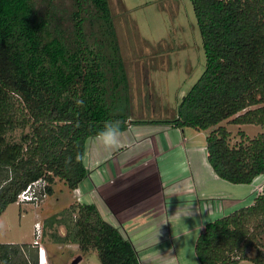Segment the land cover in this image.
Returning <instances> with one entry per match:
<instances>
[{
  "label": "trees",
  "instance_id": "1",
  "mask_svg": "<svg viewBox=\"0 0 264 264\" xmlns=\"http://www.w3.org/2000/svg\"><path fill=\"white\" fill-rule=\"evenodd\" d=\"M70 1V0H69ZM68 1V2H69ZM206 66L163 123L209 131L208 162L231 184L264 174V0H190ZM67 2V5H68ZM0 0V217L29 185L56 181L76 190L87 176L86 142L106 120L131 119L129 80L109 0ZM83 103H77V101ZM28 130L16 141L9 134ZM58 218H73L61 221ZM65 243L100 264H141L134 245L94 204L74 203L56 216ZM30 245L0 244V264H39L17 256ZM200 264H264V194L251 206L205 226L195 244Z\"/></svg>",
  "mask_w": 264,
  "mask_h": 264
},
{
  "label": "rangeland",
  "instance_id": "2",
  "mask_svg": "<svg viewBox=\"0 0 264 264\" xmlns=\"http://www.w3.org/2000/svg\"><path fill=\"white\" fill-rule=\"evenodd\" d=\"M60 1L67 5L69 0ZM109 3L128 73L131 117L165 119L171 116L173 109L175 111L178 109L182 99L200 79L206 66L201 32L192 2L190 0H109ZM222 126H226L232 133V144L240 141L237 135L240 130L236 126H229L227 122ZM27 131L16 130L9 134V137L18 141ZM242 131L249 138L264 133V129L260 126L250 125L244 127ZM195 136L193 143L199 150H203L206 147V134L202 131L195 133ZM207 184L215 188L217 194L224 196L225 204L222 209L226 212L222 214L223 216L247 207L245 206L247 200L245 198L248 194L246 186L219 180ZM69 198L67 188L58 184L55 194L38 207L10 205L0 217V244L21 246L23 243L37 241L48 252L49 264H72L78 257L82 258L78 264H100L96 252L83 254L77 245L63 241L67 234L66 226L55 222V219L60 212L58 209L65 205ZM52 202H56V206ZM236 206L238 209L227 212L230 207ZM217 210L222 212L221 209ZM40 216H45L46 219L41 221V236L36 238L34 224L38 219H42L39 218ZM70 219L73 220V218H58L56 221ZM166 221L167 235L162 231L157 232L148 237L147 240L150 239V242H146V245H156L167 237L164 244L159 245V248L162 246L160 250L163 249L165 253L175 250L178 264H200L195 254L196 232L191 233L195 226H199L197 220H177L171 217L166 218ZM120 233L126 238L124 229H120ZM170 235L171 239L168 238ZM33 246L35 245H30L31 248L22 252V255L17 256L16 259L32 260L36 250L38 251ZM46 264H48L47 260ZM242 264L253 263L244 261Z\"/></svg>",
  "mask_w": 264,
  "mask_h": 264
},
{
  "label": "crops",
  "instance_id": "3",
  "mask_svg": "<svg viewBox=\"0 0 264 264\" xmlns=\"http://www.w3.org/2000/svg\"><path fill=\"white\" fill-rule=\"evenodd\" d=\"M176 115L177 110L173 109L171 116L165 119L131 117L127 127L121 131L118 149H105L95 141V137L88 139L84 157L87 170L85 180L74 191L60 181L53 186L51 196L55 194L58 184L66 187L70 195L67 203L58 209L59 215L74 203L94 204L105 221L119 231L124 229L126 239L134 245L141 264H178L175 250L165 253L163 249L160 250L162 246L159 248L167 237L156 245H146V242H150L148 237L157 232L162 231L167 235L166 218L197 220L199 226H195L191 232H196L197 241L207 224L225 217L227 213L222 215L226 212L222 209L224 196L217 194L215 188L207 184L213 180L224 181L208 162L207 144L203 150H199L193 143L195 133L202 131L180 129L163 123ZM233 126L242 131L249 125ZM203 132L206 141L209 131ZM262 185L264 174L249 185H239L248 189L245 206H251L258 195L264 194L257 191ZM52 203L56 206V202ZM189 203L192 214L180 216L181 210ZM236 209L237 206L230 207L227 212ZM39 218L42 219L35 224H41L46 219L45 216ZM168 238L171 239V235ZM21 245H35V241ZM44 257L49 264L45 249Z\"/></svg>",
  "mask_w": 264,
  "mask_h": 264
},
{
  "label": "built area",
  "instance_id": "4",
  "mask_svg": "<svg viewBox=\"0 0 264 264\" xmlns=\"http://www.w3.org/2000/svg\"><path fill=\"white\" fill-rule=\"evenodd\" d=\"M48 183L45 180H38L31 185H29L24 191H22L17 197V204L19 205H32L38 207L46 200L48 195ZM258 193H264V185L257 188ZM35 236L39 238L41 236V225L39 223L35 224ZM35 246H37L39 260L42 261L44 257V249L40 247V244L35 241Z\"/></svg>",
  "mask_w": 264,
  "mask_h": 264
},
{
  "label": "clouds",
  "instance_id": "5",
  "mask_svg": "<svg viewBox=\"0 0 264 264\" xmlns=\"http://www.w3.org/2000/svg\"><path fill=\"white\" fill-rule=\"evenodd\" d=\"M77 103H83V101L78 100ZM94 139L99 145L103 146L105 149H118L121 144L120 121L106 120L104 122L103 129L96 133ZM190 208L191 204L189 203L185 206L184 209L181 210L180 216L189 215Z\"/></svg>",
  "mask_w": 264,
  "mask_h": 264
},
{
  "label": "water",
  "instance_id": "6",
  "mask_svg": "<svg viewBox=\"0 0 264 264\" xmlns=\"http://www.w3.org/2000/svg\"><path fill=\"white\" fill-rule=\"evenodd\" d=\"M82 260L81 257H78L76 260L73 261L72 264H78Z\"/></svg>",
  "mask_w": 264,
  "mask_h": 264
},
{
  "label": "bare ground",
  "instance_id": "7",
  "mask_svg": "<svg viewBox=\"0 0 264 264\" xmlns=\"http://www.w3.org/2000/svg\"><path fill=\"white\" fill-rule=\"evenodd\" d=\"M40 264H46L45 257L42 258V261L40 262Z\"/></svg>",
  "mask_w": 264,
  "mask_h": 264
}]
</instances>
